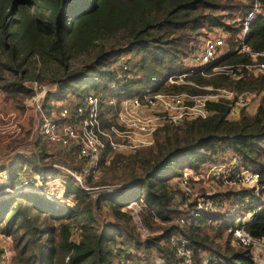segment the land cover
Listing matches in <instances>:
<instances>
[{
  "label": "trees",
  "instance_id": "1",
  "mask_svg": "<svg viewBox=\"0 0 264 264\" xmlns=\"http://www.w3.org/2000/svg\"><path fill=\"white\" fill-rule=\"evenodd\" d=\"M260 1L262 10L245 36L252 48H264ZM248 6L242 0H0V88L23 99L38 90L34 82L46 84L47 115L70 92L73 108L89 92L99 95L104 119L105 109L118 110L123 97L148 86L202 93L211 84L259 95L254 110L241 106L237 115L230 112L233 98L209 99L207 115L165 122L151 144L106 147L96 162L82 155L69 164L91 188L123 182L112 190L89 189L55 165L63 158L49 150L52 142L39 126L30 141L37 152L17 151L0 161L6 177L0 230L14 241V264H184L175 234L188 239L196 264L206 255L209 264H254L250 248L232 241V205L252 204L249 230L263 235L264 186L203 188L200 205L176 179L185 167L200 169L229 156L236 168L258 171L264 183V70L251 72L250 54L235 47ZM219 27L229 32L225 48L204 71L187 75L194 82L171 81L189 70L205 30ZM214 65L224 68L212 71ZM25 164L31 176L40 174L42 185L17 186ZM58 175L71 199L48 195V179ZM186 197L194 198L182 205ZM5 249L0 243V254Z\"/></svg>",
  "mask_w": 264,
  "mask_h": 264
},
{
  "label": "built area",
  "instance_id": "2",
  "mask_svg": "<svg viewBox=\"0 0 264 264\" xmlns=\"http://www.w3.org/2000/svg\"><path fill=\"white\" fill-rule=\"evenodd\" d=\"M242 1L248 2L249 6L241 19V27L237 33L235 47L250 54L251 61L247 63V67L251 72L256 73L264 70V48L250 47L245 41V36L250 30L252 20L262 10V3L260 0ZM218 29H220V33H218ZM228 34L227 30L220 27L205 30L198 41L189 70L171 75L170 80L173 82L192 81L187 78V75L197 69L204 71L208 64L219 54L218 50L225 44V38ZM224 65H214L212 71H220L224 68ZM233 75L239 76L237 73ZM205 86L210 90L202 93L154 89L153 86H148L140 93L122 98L118 110L105 109L107 119L103 118L100 111V97L94 92H89L84 102L77 104L75 108L70 103L58 104L56 106V117L45 113L40 101L43 93H40L39 97H35L38 107L43 110V119L39 126L43 137L48 141L58 144L68 152L72 151L78 156L84 155L89 161L96 162L103 155L106 147L113 149L136 148L153 143L155 133L161 125L165 122L177 121L186 113L207 115L211 111L208 106L209 99L233 98L230 103V112L238 113L240 106L249 102L254 94L252 90L236 91L223 85L214 87L207 84ZM199 96H202L201 100H199ZM110 101L114 103L115 99H110ZM23 128L24 120L18 111L5 110L0 106V133L17 134ZM32 135L33 132L31 137ZM215 163L212 167L213 175L219 180L230 178L250 184L260 181L258 171L244 166L236 168L234 166L235 159H232L228 165L220 162ZM58 166L75 175L85 187L90 186L85 183L81 171L67 163H58ZM84 166L86 167L88 164L86 163ZM233 167L236 169H232ZM22 176L23 174L20 178V185L26 182L25 179H22ZM190 178L191 176L185 175L183 178L180 177L179 181L182 184L184 179L189 182ZM38 186L37 183V185L31 184L28 187L36 188ZM47 193L52 196L49 191ZM252 215L253 210L247 212L243 219L235 221L232 236L236 242L243 243L250 248L253 253L254 264H264V234H253L249 230L248 225L251 222ZM74 234L79 235L77 232H74ZM172 237L179 253L184 257V264H196L188 246V239L181 234H175ZM11 251L13 249L6 245V249L0 254V264H14V251ZM125 264H132V261L128 259ZM202 264H209V255L205 256Z\"/></svg>",
  "mask_w": 264,
  "mask_h": 264
},
{
  "label": "rangeland",
  "instance_id": "3",
  "mask_svg": "<svg viewBox=\"0 0 264 264\" xmlns=\"http://www.w3.org/2000/svg\"><path fill=\"white\" fill-rule=\"evenodd\" d=\"M220 32H221L220 29H218V33H220ZM225 44L222 47H220V49L218 50L219 53H220V51H222L225 48ZM77 61H79V59H76L75 63H77ZM34 84L37 85L38 90L32 94L24 96L23 99L20 96L11 95L5 89L0 88V106L5 110H16V111H18L24 120V128L19 133H17V134L0 133V161H3L4 159H6L7 157H9L10 155H12L13 153H15L19 150L20 151H26V152H32V151L37 152L36 149L30 145V141H31L32 132H34L39 127V124L42 122L43 110L38 107L37 99H35V97H39L40 93H43L41 98H40V101L42 102V107H43V99H44V95H45V91H46V84L45 85H41V84L39 85L36 82H34ZM252 97L253 98H251V100L249 102H247L246 104H243L241 106H245L246 109H249V110H254L256 107L255 104H257V102L259 100V95L255 94V95H252ZM123 98H125V97H123ZM198 98H199V100H201L202 96H199ZM110 99H116V97L112 96ZM64 102L65 103H71L72 102L71 101V92L65 96H61L60 98L56 99V101L53 103V107L51 108V111H50L51 114L50 115H52V116L54 115L56 117L57 116L56 106L58 104H61ZM22 103L24 104V106L21 105ZM36 110H37V113H36ZM188 114H195V113H186L184 116H186ZM231 114L237 115V113H232V112H231ZM155 138H156V136H155ZM48 148H49V150L53 151L56 155L63 158L62 160L53 161V163L57 166H58V163L76 164V163L80 162V158H79L80 156L74 157L71 152L63 150L61 148V146H59L58 144H54V143L49 144ZM124 149H127V148H124ZM64 159L66 160V162ZM231 160H232L231 157L228 156V158L226 157L225 159L220 158L219 162L221 164L224 163V165H228L231 162ZM89 163H91V161ZM215 164L216 163L206 162L202 165L201 170H195V169H192L190 167H185L184 172L182 174L183 176H179V178L180 177L183 178L185 175L191 176V178L189 179V182L185 181V179H184L183 182L181 181L182 184L180 183V186L182 185L181 188H183V187L187 188V193L189 191H192L193 194L191 196L198 195V197L200 199L199 200L200 205L203 204V200H202L203 196L201 194L203 188L208 189L210 192H212L215 189L222 188V187L227 186V185L228 186H253L256 189H259L262 186H264V183H261V181L252 182V184H250V183H243L241 181L233 180L230 178H224L223 180H221V179L219 180V178H217L213 175L212 167H214ZM25 167H29V166H26V164H25V166L23 168L24 172H23L22 179H25V181H26L24 185L25 186H29L31 184L37 185V183L39 184V186L42 185L43 181H42L40 174L36 173V174H34V177L32 176L33 177L32 178L31 174L33 172L30 169L24 170V169H26ZM59 167H61V166H59ZM98 169L96 170V176L95 177H100V171ZM4 172H5L4 169H0V183H3L5 181L6 177L3 176V174H2ZM179 178H176V179H179ZM19 182H20V178L16 182L17 186H21L19 184ZM48 182H49L48 183L49 188L47 189V191H49V193L53 197H64V191H65L66 186L63 183V180L61 179V177L59 175L55 176L53 178H49ZM122 183L123 182H119L116 184H114V183L100 184V185L95 186V188H91V186H89V189H92L94 191L101 189V188L112 189V188L116 187L117 184H122ZM263 196H264V191H263ZM70 197L71 196H65L64 198L68 200V199H71ZM179 198H181V197H179ZM192 198H194V197H186L185 202H183V201L181 202L182 205H184V203H187ZM251 210H252V204H250V203H247L245 205H243V204L242 205H240V204H233L232 205V211L235 212V221H238L239 219H243L244 216L247 214V212H249ZM232 239H233L232 241L234 243H237L234 240V238H232ZM0 243L5 244L7 246H10V248H12L13 251L15 250L14 249V241L12 240V238L9 235L5 234L2 230H0ZM13 251H11V252H13Z\"/></svg>",
  "mask_w": 264,
  "mask_h": 264
},
{
  "label": "crops",
  "instance_id": "4",
  "mask_svg": "<svg viewBox=\"0 0 264 264\" xmlns=\"http://www.w3.org/2000/svg\"><path fill=\"white\" fill-rule=\"evenodd\" d=\"M253 98V97H252ZM255 105H257V104H255ZM39 187V186H38Z\"/></svg>",
  "mask_w": 264,
  "mask_h": 264
}]
</instances>
